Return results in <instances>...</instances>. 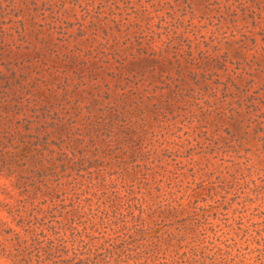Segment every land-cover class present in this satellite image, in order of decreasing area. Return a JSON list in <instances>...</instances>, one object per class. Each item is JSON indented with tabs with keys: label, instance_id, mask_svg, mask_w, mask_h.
I'll use <instances>...</instances> for the list:
<instances>
[{
	"label": "rangeland",
	"instance_id": "obj_1",
	"mask_svg": "<svg viewBox=\"0 0 264 264\" xmlns=\"http://www.w3.org/2000/svg\"><path fill=\"white\" fill-rule=\"evenodd\" d=\"M0 264H264V0H0Z\"/></svg>",
	"mask_w": 264,
	"mask_h": 264
}]
</instances>
